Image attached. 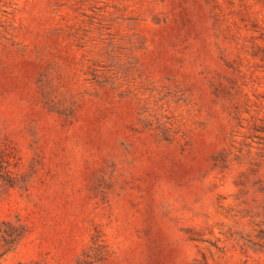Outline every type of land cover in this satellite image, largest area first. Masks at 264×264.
<instances>
[{
  "label": "rangeland",
  "instance_id": "obj_1",
  "mask_svg": "<svg viewBox=\"0 0 264 264\" xmlns=\"http://www.w3.org/2000/svg\"><path fill=\"white\" fill-rule=\"evenodd\" d=\"M0 264H264V0H0Z\"/></svg>",
  "mask_w": 264,
  "mask_h": 264
}]
</instances>
